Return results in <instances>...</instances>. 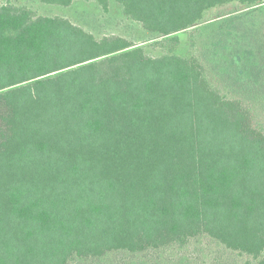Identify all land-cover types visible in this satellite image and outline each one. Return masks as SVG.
<instances>
[{
  "label": "trees",
  "instance_id": "trees-1",
  "mask_svg": "<svg viewBox=\"0 0 264 264\" xmlns=\"http://www.w3.org/2000/svg\"><path fill=\"white\" fill-rule=\"evenodd\" d=\"M40 1H115L160 54L0 7V264H193L204 239L264 264V0Z\"/></svg>",
  "mask_w": 264,
  "mask_h": 264
},
{
  "label": "rangeland",
  "instance_id": "rangeland-1",
  "mask_svg": "<svg viewBox=\"0 0 264 264\" xmlns=\"http://www.w3.org/2000/svg\"><path fill=\"white\" fill-rule=\"evenodd\" d=\"M27 7L32 9L38 16L62 17L70 20L73 24L92 33L98 39L106 36H119L134 44L133 48H144L153 55H159L153 44L162 39L158 34L144 29V27L128 17L123 7L111 1L110 12L105 13L95 2L76 1L69 7L47 5L40 0H0V7L5 5ZM255 8V7H254ZM239 4H232L209 11L206 15L205 24L219 22L223 18L253 11ZM264 8V6H262ZM191 30L176 33L181 42H187ZM196 253V262L193 264H248L247 259L231 251L204 239L193 245L190 249ZM196 251V252H193ZM198 252V253H197Z\"/></svg>",
  "mask_w": 264,
  "mask_h": 264
}]
</instances>
